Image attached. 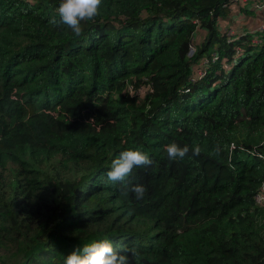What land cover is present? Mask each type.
<instances>
[{
    "label": "trees",
    "instance_id": "16d2710c",
    "mask_svg": "<svg viewBox=\"0 0 264 264\" xmlns=\"http://www.w3.org/2000/svg\"><path fill=\"white\" fill-rule=\"evenodd\" d=\"M231 1L103 0L77 38L60 0H0V264L104 239L137 264H264V29L226 41ZM172 142L201 154L171 161ZM129 149L153 164L108 181Z\"/></svg>",
    "mask_w": 264,
    "mask_h": 264
},
{
    "label": "clouds",
    "instance_id": "9594fccd",
    "mask_svg": "<svg viewBox=\"0 0 264 264\" xmlns=\"http://www.w3.org/2000/svg\"><path fill=\"white\" fill-rule=\"evenodd\" d=\"M103 0H60L56 9L60 22L66 25L75 37L84 34L83 22L94 21L100 14ZM51 23L57 24L55 17ZM167 157L171 161L183 160L189 153L199 156L201 148L199 145H180L172 142L165 146ZM220 148L217 145L216 154ZM153 164L150 156L138 149L124 150L112 160L111 168L107 172L110 182H125L132 175L134 169H147ZM123 191H131L136 200H142L148 192L147 186L143 184H127ZM139 252L134 247L123 244L115 246L112 241L104 239L91 244L76 248L66 255L64 264H137Z\"/></svg>",
    "mask_w": 264,
    "mask_h": 264
},
{
    "label": "rangeland",
    "instance_id": "374dc122",
    "mask_svg": "<svg viewBox=\"0 0 264 264\" xmlns=\"http://www.w3.org/2000/svg\"><path fill=\"white\" fill-rule=\"evenodd\" d=\"M253 2H256V1L255 0H235L234 2L230 3L228 6H225L226 8L225 14L223 16H218L217 24H216V27L218 28L220 33H222L221 32L222 29H227V30L232 29V34L234 33V35H236L237 37L239 35H243L244 33H251L252 34L251 41H255L256 40V38L254 37L255 32L258 30L259 25L263 26L264 24H262L263 16L261 17L259 13L260 10L258 7L253 6L252 4ZM195 38H196V35L193 39L194 41H195ZM213 53H216V50H212L210 52V57L206 56V54H202L196 62H199L200 58L206 57L207 61L200 62V65L203 69L205 68V66L207 68L209 65V61L214 59L212 58ZM126 90L130 94H134L133 90L129 91V86L126 87ZM136 95L141 96L142 93H139Z\"/></svg>",
    "mask_w": 264,
    "mask_h": 264
},
{
    "label": "built area",
    "instance_id": "2783aa9c",
    "mask_svg": "<svg viewBox=\"0 0 264 264\" xmlns=\"http://www.w3.org/2000/svg\"><path fill=\"white\" fill-rule=\"evenodd\" d=\"M234 1L235 0H232L231 3L234 2ZM255 1L256 2H253L252 4H253V6H256V7L259 8V10H260L259 13H260L261 17L263 16V23L262 24H264V0H262L261 2L258 1V0H255ZM261 29H264V25L263 26L259 25L258 31L261 30ZM221 32L226 36V41H229L231 39L232 29H229V30L222 29ZM193 50H194V47L192 45H189L186 54L188 56L191 55L193 53ZM235 53L239 54L240 50L236 49ZM212 58H216V53H213ZM205 61H207V58L203 57V58L199 59V62H196L195 66L193 67L192 73H191V75L189 77L190 80H194V79H196L198 77H201L204 74V69L201 67L200 62H205ZM222 66L226 67L227 64L225 62H223ZM128 86H129V91L133 90L131 85H128ZM143 91H145V86L140 85L133 92L135 94H139V93L143 94ZM255 199L259 203H263L264 202V188H261V190L258 193H256Z\"/></svg>",
    "mask_w": 264,
    "mask_h": 264
},
{
    "label": "crops",
    "instance_id": "0c3cea01",
    "mask_svg": "<svg viewBox=\"0 0 264 264\" xmlns=\"http://www.w3.org/2000/svg\"><path fill=\"white\" fill-rule=\"evenodd\" d=\"M245 19V18H244Z\"/></svg>",
    "mask_w": 264,
    "mask_h": 264
}]
</instances>
